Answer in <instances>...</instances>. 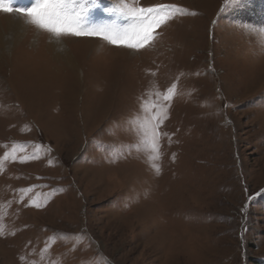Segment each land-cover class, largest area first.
I'll return each instance as SVG.
<instances>
[{
	"label": "rangeland",
	"instance_id": "rangeland-1",
	"mask_svg": "<svg viewBox=\"0 0 264 264\" xmlns=\"http://www.w3.org/2000/svg\"><path fill=\"white\" fill-rule=\"evenodd\" d=\"M139 2L196 15L139 52L66 39L67 61L21 20L0 53V160L13 146L38 156L0 167V264H264V54L233 27L264 23V0L219 18L223 0ZM110 3L97 21L116 20ZM172 83L157 176L146 153L129 154L126 121L142 116L138 97Z\"/></svg>",
	"mask_w": 264,
	"mask_h": 264
},
{
	"label": "snow or ice",
	"instance_id": "snow-or-ice-1",
	"mask_svg": "<svg viewBox=\"0 0 264 264\" xmlns=\"http://www.w3.org/2000/svg\"><path fill=\"white\" fill-rule=\"evenodd\" d=\"M244 3L245 0H223L217 17H222V14L231 8L243 6ZM97 8H101L100 0H32L28 7H14L12 0H0V13L15 15L36 33L47 34L50 44H60L66 39H98L108 45L131 52L153 47L160 35L158 30H162L174 19L196 15L195 12H189L176 4L158 3L145 7L140 5L139 0H111L110 6L103 7L102 11L116 17V20L97 21L92 13V10ZM117 20L122 23H117ZM217 22V20L212 21L213 25ZM233 27L243 35L256 37V52L264 54V23L255 25L240 22ZM35 42L34 40L33 43ZM58 51L63 49L60 48ZM152 75L155 73L153 72ZM176 89V83H172L163 92L156 91L138 97L142 116L126 121L128 124L126 131L136 140V143L129 147V154L132 149L146 153L147 163L157 176L161 173V166L158 163L161 159L160 141L167 135L161 131V125L167 119L168 108L177 95ZM25 147L21 145L20 150ZM16 151V147L13 146L11 153L5 152L3 160H0V167L9 158L13 161L19 159L21 163L38 158L36 153L30 157H17ZM20 191L23 193L21 196L23 199L31 188ZM55 191L57 190L54 189L53 193ZM261 193H264V189ZM248 199L251 200L252 197ZM27 206L40 208L43 205L30 201ZM241 212H244V208ZM3 235V231L0 230V236ZM84 236L83 233L77 234L78 241H82ZM53 239V237L49 238V240ZM50 247V243L46 242L41 254L48 251ZM20 259L23 261L24 257ZM104 264H110V262L105 260Z\"/></svg>",
	"mask_w": 264,
	"mask_h": 264
},
{
	"label": "bare ground",
	"instance_id": "bare-ground-1",
	"mask_svg": "<svg viewBox=\"0 0 264 264\" xmlns=\"http://www.w3.org/2000/svg\"><path fill=\"white\" fill-rule=\"evenodd\" d=\"M11 18V19H9ZM5 17L4 19V26L2 25V22L0 21V53H4L10 44L14 43L16 41V38L18 37L20 30H21V19L16 17L15 15H12V17ZM60 44H52L54 50L56 51L55 54L59 55L62 54V57H65V60L68 59V53H65L64 51H58V49L63 48L64 46ZM69 64H72L69 63Z\"/></svg>",
	"mask_w": 264,
	"mask_h": 264
}]
</instances>
